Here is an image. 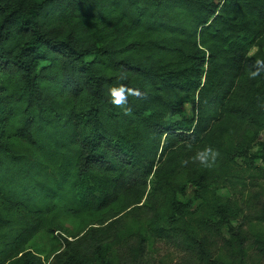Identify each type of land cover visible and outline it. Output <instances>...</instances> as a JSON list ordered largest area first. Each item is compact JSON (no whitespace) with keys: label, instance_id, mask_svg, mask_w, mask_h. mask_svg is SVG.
Here are the masks:
<instances>
[{"label":"trees","instance_id":"16d2710c","mask_svg":"<svg viewBox=\"0 0 264 264\" xmlns=\"http://www.w3.org/2000/svg\"><path fill=\"white\" fill-rule=\"evenodd\" d=\"M257 61L264 0H0V264H148L156 244L246 264L264 226Z\"/></svg>","mask_w":264,"mask_h":264},{"label":"rangeland","instance_id":"374dc122","mask_svg":"<svg viewBox=\"0 0 264 264\" xmlns=\"http://www.w3.org/2000/svg\"><path fill=\"white\" fill-rule=\"evenodd\" d=\"M256 49H252L251 53H254ZM185 115H190V109L188 106L184 107ZM221 195H225V191H220ZM178 199L181 202L192 201L193 189L187 187L184 195H178ZM197 203L193 205L196 206ZM63 225L71 232L76 233L78 230V223L72 219H64ZM235 225V223H234ZM249 241L246 244V264H264L259 258V242L264 244V226H254L248 230ZM228 238V236H227ZM71 240V239H68ZM53 245L50 244L49 239L40 234L35 240V248L38 250L49 251ZM148 264H201L195 257H190L173 250L162 244H156L152 250L147 254ZM113 264H120V260H113Z\"/></svg>","mask_w":264,"mask_h":264},{"label":"clouds","instance_id":"9594fccd","mask_svg":"<svg viewBox=\"0 0 264 264\" xmlns=\"http://www.w3.org/2000/svg\"><path fill=\"white\" fill-rule=\"evenodd\" d=\"M257 64L264 67V61H257ZM127 90L120 87L118 90H113L111 95L114 97V103L117 105L125 104L127 101ZM216 153L211 149L205 150L197 154L196 159L205 167H211L212 161L215 159Z\"/></svg>","mask_w":264,"mask_h":264}]
</instances>
